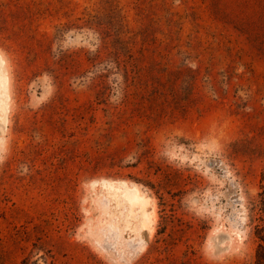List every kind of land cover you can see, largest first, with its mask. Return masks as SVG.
Returning a JSON list of instances; mask_svg holds the SVG:
<instances>
[{
  "label": "rangeland",
  "instance_id": "obj_1",
  "mask_svg": "<svg viewBox=\"0 0 264 264\" xmlns=\"http://www.w3.org/2000/svg\"><path fill=\"white\" fill-rule=\"evenodd\" d=\"M0 56V264H264V0H0Z\"/></svg>",
  "mask_w": 264,
  "mask_h": 264
},
{
  "label": "bare ground",
  "instance_id": "obj_2",
  "mask_svg": "<svg viewBox=\"0 0 264 264\" xmlns=\"http://www.w3.org/2000/svg\"><path fill=\"white\" fill-rule=\"evenodd\" d=\"M1 57V56H0ZM3 66V65H2ZM5 73V72H4ZM2 74V73H1ZM8 79V78H7ZM7 86V85H6ZM8 92V91H7ZM6 93V91H5ZM2 94V93H1ZM4 95V94H3ZM9 97V96H8ZM2 99V98H1ZM3 100V99H2ZM8 100V99H6ZM4 109V107H3ZM140 192V191H139ZM141 193V192H140ZM126 196V200H128V202L131 203V208L134 207L135 205L137 204H140L141 205V209H142V214H143V221H142V225L143 227L146 226L147 224V221L149 219V216L145 210V207H144V202L142 200V198L139 196L138 192L134 189H130L128 187H126L125 189V195H123V197ZM150 213V212H149Z\"/></svg>",
  "mask_w": 264,
  "mask_h": 264
}]
</instances>
